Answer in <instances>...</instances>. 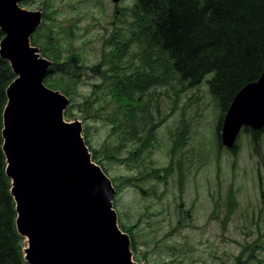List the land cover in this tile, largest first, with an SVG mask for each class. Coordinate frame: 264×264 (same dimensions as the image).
<instances>
[{
    "label": "rangeland",
    "instance_id": "374dc122",
    "mask_svg": "<svg viewBox=\"0 0 264 264\" xmlns=\"http://www.w3.org/2000/svg\"><path fill=\"white\" fill-rule=\"evenodd\" d=\"M137 1L21 0L61 26L42 41L47 51L79 58H71L80 62L72 73H48L44 83L67 98L62 117L81 122L90 154L115 185L112 208L135 261L264 264V201L255 193L264 143L257 149L244 131L238 154L216 143L220 112L206 80L191 87L152 40L138 41L149 39L153 15L141 14ZM135 69L162 82L137 88L126 77ZM63 76L71 90L50 85Z\"/></svg>",
    "mask_w": 264,
    "mask_h": 264
},
{
    "label": "water",
    "instance_id": "95a60500",
    "mask_svg": "<svg viewBox=\"0 0 264 264\" xmlns=\"http://www.w3.org/2000/svg\"><path fill=\"white\" fill-rule=\"evenodd\" d=\"M20 1L0 0V26L6 33L0 43V53L4 59L11 62L15 73L20 75L7 89L8 104L4 112L3 129V149L8 159L7 174L12 178L13 187L17 189L14 190L16 196L21 183L17 182L14 175L23 174L21 168L26 165L28 157L34 156L36 159L31 165L37 164L30 174L32 179L29 185L32 186L33 192L28 187L30 196L26 198L28 208L25 213H22L21 204L26 192L22 191L24 197L21 194L18 199L17 196L20 204L17 225L23 236L29 238V247L26 249L27 259L31 264H117V257L120 254L128 264H138L131 259L129 236L117 225V214L112 208L115 187L111 179L92 161L89 148L82 136L81 122L65 121L62 117L63 110L67 106V98L60 91L44 84V77L52 61L42 57L37 48L30 46V36L40 25L42 14L40 11L21 8ZM16 15L19 16L17 20ZM262 81L264 75L260 82L247 85L236 97L228 117L229 120L236 121L224 128L225 144L233 142L243 124L249 123L258 128L264 123V114L257 115L264 107V99L252 111L248 110L245 101L254 92V86ZM57 106L58 111L54 113ZM35 109L37 114L33 115L32 111ZM50 109L52 111L49 115H53V118H48L47 112ZM241 118L246 120H240ZM44 121L48 125L53 124L50 132L43 124ZM36 137L40 138L39 144L30 145L28 139ZM70 139L71 141L68 142ZM59 146H62V151L64 150L62 160L56 152ZM8 153H11L12 157ZM60 160L63 169L72 171L75 175L73 179L78 178L73 183L74 187L78 185L79 188H92L88 183L91 181L94 182L93 186L96 185L97 183L90 179L98 174L101 184L107 188L106 195L87 207L83 213L74 211L75 207L66 211L65 207L59 209L49 206L48 200H51L53 191L57 188L61 190V180L55 177V171L59 168L57 162ZM53 164L55 166L51 167ZM28 168L29 166L26 170ZM45 168H48L44 173L49 178L48 182L34 175L37 171L41 174ZM66 183L68 184V181ZM32 207L35 210L33 214L30 213ZM101 209L103 223L94 224L92 219L88 218L92 217L91 213L87 215L88 217H84L86 212ZM57 213L59 214L55 217L57 222L51 220V226L44 235L40 232L42 221L48 220L52 214ZM36 222L38 227L31 228ZM108 239L114 240L117 247L114 252L106 255ZM53 244L56 247L54 250L51 249ZM34 250L40 252L38 256ZM42 254L45 255L47 262L41 261Z\"/></svg>",
    "mask_w": 264,
    "mask_h": 264
},
{
    "label": "trees",
    "instance_id": "16d2710c",
    "mask_svg": "<svg viewBox=\"0 0 264 264\" xmlns=\"http://www.w3.org/2000/svg\"><path fill=\"white\" fill-rule=\"evenodd\" d=\"M137 8L141 14L153 15L149 39L138 41L146 43L152 40L161 54L170 58L180 78L189 81V85H199L212 74L208 84L212 95L220 102L221 115L229 108L237 92L263 73L264 0H138ZM60 28L51 16H45V22L34 35L33 42L55 61L50 75L66 76L80 64L78 60L71 59L77 57L64 56L61 51L56 54L58 48L50 53L47 51L49 48L42 44ZM3 36L0 28V42ZM48 43L58 47L51 41ZM126 73L129 83L137 88H144L151 82H162L158 75L146 70L135 69ZM65 76L50 79V85L71 90L74 83ZM15 77L9 62L0 54V264H28L23 251V237L17 230L12 183L5 170L2 149L7 87ZM120 83L117 82L118 85ZM248 127L250 129L245 131L252 136L253 143L264 142V127ZM217 129L220 134L219 125ZM219 142L221 144V140ZM95 158L98 157L95 155ZM252 249L254 260L256 248Z\"/></svg>",
    "mask_w": 264,
    "mask_h": 264
},
{
    "label": "bare ground",
    "instance_id": "6f19581e",
    "mask_svg": "<svg viewBox=\"0 0 264 264\" xmlns=\"http://www.w3.org/2000/svg\"><path fill=\"white\" fill-rule=\"evenodd\" d=\"M13 18V17H12ZM16 20L19 18L18 15L15 16ZM22 20V19H21ZM13 21V20H12ZM24 21V20H23ZM19 30V29H18ZM20 31V30H19ZM22 31V30H21ZM21 36V33H20ZM22 38V37H21ZM23 41V40H22ZM21 45V44H20ZM23 45V44H22ZM264 81H262L260 84L254 86V92L252 93V95L250 97L246 98V106H248V110L252 111L253 108L255 106H257L258 104H260L262 102V100L264 99ZM30 110V109H29ZM52 109H50L47 112V115H49L51 113ZM27 113V112H26ZM32 114L35 115L37 114V109L32 111ZM264 114V107L263 109H261L259 111V113L257 115H263ZM240 120H246V118H241ZM236 120H229L227 121L226 126L231 125L233 122H235ZM46 126V129L50 132L53 129V124H49L44 121L43 123ZM29 143L38 145L40 142V138L36 137L34 139H28ZM70 140H68V142H70ZM67 142V143H68ZM62 146H59L56 152L59 155V157L63 158L62 153L64 152V150L62 151ZM66 149V147H64ZM62 152H61V151ZM11 157L12 154L8 153ZM65 157V155H64ZM94 158V157H93ZM36 158L34 156L28 157L27 159V163L26 165L29 166L28 170H26V165L23 166L21 169L23 170L22 173L19 176L18 175H14L17 182L21 183L20 188L17 191V196L18 199L21 197V189L22 191L26 192V197L23 198V202L21 204V208H22V213H25L26 211V198L30 196V192H29V184L31 182L32 176H30V174H32V170L34 167L37 166V164H32L31 162L33 160H35ZM61 160L59 162H57V165H59L58 169H56L55 171V177H59L60 181V186H61V190H59L58 188L55 189L53 191L54 194H52L50 196L51 200H48V205L51 207H57L59 209H61L62 207H65L66 211L68 210V208L71 207H75L74 211H77L79 213H83L87 207H89L90 205H92L93 203H95L97 200H99L101 197H104L107 193V188L106 186H104L103 184H101V179L100 177H98V174H96V176H93V178H91L90 180L95 181V183H97L96 185H92L93 183L91 181H89V185L92 186V188L89 187H82L79 188L78 185L74 187V181H77L78 178H75V175L73 174L72 171H65L62 167V162ZM34 173V172H33ZM35 176H38L39 178H41L42 180H46L48 182V176H45L44 172H42L41 174L37 171V173L34 174ZM53 177V178H55ZM78 177V176H77ZM71 180H70V179ZM95 178V180H94ZM68 181V184L65 182ZM87 181V182H88ZM91 182V183H90ZM11 183H12V195L14 196L15 199H17V196L14 194V190H17L16 188L13 187V182H12V178H11ZM77 183V182H76ZM99 183V184H98ZM52 203V204H51ZM64 210H61V212H63ZM33 212H35V210H33V207L30 210V213L33 214ZM91 213L92 217H88L87 215H89ZM101 213H102V209L101 210H97V211H92V212H86L84 217H88L90 219H92L93 223H103L104 220L101 217ZM106 215V214H105ZM59 216V214L57 213L56 215L52 214L48 220L42 221V224L40 225V232H43L44 235H46L49 227L51 226V220L56 223L57 221L55 220V217ZM89 221V220H88ZM41 222V220H40ZM107 223V222H106ZM38 224L37 222L35 224H33L31 226V228H37ZM102 242V241H101ZM116 243L114 242V240L108 239L107 241V245H106V255H109L110 253L114 252L116 249ZM51 249H56V247L54 246V244L52 245ZM117 264H128L124 258L118 254L117 257Z\"/></svg>",
    "mask_w": 264,
    "mask_h": 264
}]
</instances>
